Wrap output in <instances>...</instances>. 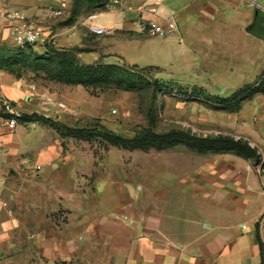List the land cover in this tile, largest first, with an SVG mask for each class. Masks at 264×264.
Returning a JSON list of instances; mask_svg holds the SVG:
<instances>
[{
  "label": "crops",
  "instance_id": "1",
  "mask_svg": "<svg viewBox=\"0 0 264 264\" xmlns=\"http://www.w3.org/2000/svg\"><path fill=\"white\" fill-rule=\"evenodd\" d=\"M151 3L133 0L127 17L134 21L146 5L151 11L142 17L178 24V50L190 55L180 75L234 92L244 85L239 82L256 80V68L261 73L263 11L245 0ZM133 21L132 35L119 43L123 24L114 14L96 15L95 23L109 29L105 41L118 43L116 55L103 63L124 59L125 45L156 38L141 36ZM7 34L0 23V35ZM198 59L199 68L187 64ZM143 67L165 73L160 65ZM25 82L0 70V103L11 102L23 116H48ZM5 118L0 109V264H264V178L251 160L208 153L198 164V154L190 152L178 159L183 167L159 171L154 179L126 168L122 155L115 160L117 148L96 167L91 152L64 147L52 128L20 120L10 128ZM261 121L236 133L264 153Z\"/></svg>",
  "mask_w": 264,
  "mask_h": 264
},
{
  "label": "rangeland",
  "instance_id": "2",
  "mask_svg": "<svg viewBox=\"0 0 264 264\" xmlns=\"http://www.w3.org/2000/svg\"><path fill=\"white\" fill-rule=\"evenodd\" d=\"M146 1L134 0L135 5ZM152 1L154 3L149 7L156 6V0ZM132 2L133 0H0V11L21 12L26 20L39 27L44 34V40L17 55L14 68L21 73L28 87L33 86L41 105L48 108V116L41 115L51 120L47 126L58 133L64 147L91 152L96 167H102L104 156L113 147L96 129V124H102L124 138H132L146 127L155 132L179 129L198 136L224 134L243 138L236 133L239 127H252L257 122L264 121V112H257L264 108L263 93H256L250 99L233 101L223 108L216 105L211 97L213 94L227 97L233 90L223 91L224 87L221 88L219 82L191 80L189 77L192 75L187 73L180 75L190 55H183L178 50L179 31L144 43L132 42L125 45L122 48L124 59L111 57L109 60L114 61L119 70L110 73L105 79L92 80L86 84L68 79L61 69L63 65L103 62L104 57L116 55L111 53L118 43L110 44L105 41L107 35L92 34L89 30V16L96 14L99 18V13L114 14L116 20L123 24L124 29L118 36L119 43H123L133 33L128 29L133 20L126 13ZM56 11L60 13L56 14ZM260 34L264 36V33ZM260 43V58L263 61L264 40ZM18 49L20 48L13 43L9 30L6 36L0 35V57L15 54ZM190 61L187 62L188 65L193 63L192 67L199 68L203 60ZM150 64L160 65L165 73H159L156 67L143 68ZM257 69L251 75L253 79L263 73L264 66L261 73L256 75ZM164 77L176 78L179 88L191 91V94L194 92L198 98L191 95L183 97L180 89H170L171 85L160 82ZM262 79L264 80V74ZM153 80H158L157 86H151ZM252 82L253 80H246L239 83ZM194 87L203 91L198 92ZM245 140L251 145L250 140ZM190 152L194 153L180 144L163 150L117 148L112 154L115 155V160L122 155L126 168L138 173L142 169L145 174L148 171L155 179L159 171L180 169L182 165H179L178 159ZM204 159V155L198 154V164Z\"/></svg>",
  "mask_w": 264,
  "mask_h": 264
},
{
  "label": "trees",
  "instance_id": "3",
  "mask_svg": "<svg viewBox=\"0 0 264 264\" xmlns=\"http://www.w3.org/2000/svg\"><path fill=\"white\" fill-rule=\"evenodd\" d=\"M19 48L20 49H18L15 54L0 57V70L7 71L18 78L22 77V75L14 68V64L17 61L16 57H18L17 55L23 53L24 49H31L32 45H25ZM130 66L138 67L137 65ZM61 69L65 72L64 75L71 81L78 84H86V82H90L92 80L105 79L110 73L118 71L119 67L116 63H103L98 61L92 64H65L61 67ZM263 74L264 71L252 83L242 85L231 93L230 96L221 97L213 95L211 97L213 102L216 105L226 108L233 101L250 99L256 93L264 94V80L262 79ZM160 82L171 85L172 87H170V89H180L179 92L183 94V97L184 95L186 97L191 95V97L198 98L194 92L191 94V91L189 92L186 89L179 88L176 82L163 80H160ZM158 83V80H153L151 82V86H157ZM193 89L198 92L203 91L201 88L194 87ZM19 120L34 121L45 126L48 125L47 123L51 122L48 118L36 113L24 116L22 115ZM96 129H99L102 133L101 135L107 140V143L110 146L119 149L142 151L149 149L163 150L183 144L192 152L200 155L208 153H233L244 159L251 160L253 164L258 163L260 159L257 148L251 146L247 140L241 137L235 138L231 135L218 134L213 136H198L179 129H171L167 132H155L151 128L146 127L135 133L132 138H124L120 134L107 129L102 124H96Z\"/></svg>",
  "mask_w": 264,
  "mask_h": 264
},
{
  "label": "built area",
  "instance_id": "4",
  "mask_svg": "<svg viewBox=\"0 0 264 264\" xmlns=\"http://www.w3.org/2000/svg\"><path fill=\"white\" fill-rule=\"evenodd\" d=\"M245 1L264 12V0ZM145 10L151 11L146 5H141L137 8L138 15L133 21V26L137 33L147 37H166L178 32V26L174 20L165 18L162 21H157L144 18L141 14ZM59 13L60 11H56V14ZM95 18L96 14L89 16V30L91 33L96 36L108 34L109 29L96 24ZM2 22L8 28L13 43L19 47L33 45L45 39L42 30L26 20L25 16L19 11H0V23ZM0 109L6 114L7 126L10 128L15 127L18 124V120L22 117V112L8 101H2ZM257 152L260 155V159L258 163L254 164V170L259 177L264 178V153L260 150ZM260 221H264V216H262Z\"/></svg>",
  "mask_w": 264,
  "mask_h": 264
}]
</instances>
